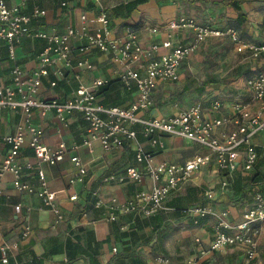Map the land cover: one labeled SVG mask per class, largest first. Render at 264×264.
Instances as JSON below:
<instances>
[{
  "label": "built area",
  "instance_id": "obj_1",
  "mask_svg": "<svg viewBox=\"0 0 264 264\" xmlns=\"http://www.w3.org/2000/svg\"><path fill=\"white\" fill-rule=\"evenodd\" d=\"M45 1L22 0L12 4L10 0H0V60L5 51L7 60L13 63L10 82L0 84V113L10 110L22 118L15 132L4 137L9 151L0 158V182L12 176L15 190L36 194L43 199L55 216L52 228L57 229L65 216L58 203V193L48 186L44 165L54 166L70 151L78 152L81 147H87L92 152L93 144L98 142L106 152L132 145L136 162V165L123 170L104 174L100 177L99 186L91 191L94 209L102 212V219L108 223L116 222L123 215L152 218L176 212L175 208L168 206L169 198L194 181L202 170L212 166L220 173L221 189L233 194L232 185L236 176L248 175L258 161L259 149L253 140L264 131V43L244 40L235 28H220L211 19L201 22L181 14L148 27L150 34L163 33L164 37L161 42L145 46L140 29L136 27L127 26L121 35L114 32L110 13L103 6L104 0H93L98 8L95 27L91 26L89 14L84 12L77 25L68 26L64 31L57 28L47 31L37 28L48 16V10L43 7ZM55 1L60 9L66 10L73 0ZM112 1L116 6L129 3V0ZM182 30L193 32L190 44L175 39V33ZM222 37L229 38L238 53H248L262 69L246 81L251 100L232 101L230 105L221 99H212L208 104L199 100L180 108L174 115H148L155 107L154 93L157 88L162 84L178 82L182 66L200 46L207 40ZM37 39L43 40L45 47L37 55L36 67L27 70L18 63V50L25 40ZM94 51L107 55L114 68L109 78L88 84L83 82L82 77L91 68L90 54ZM77 56L81 57L77 59ZM68 73L78 81L72 97L63 101L41 98L45 80H48L50 88H56L68 78ZM115 81L134 95L135 101L130 106H107L100 100V88ZM34 112L42 117L55 112L58 120L66 125L71 115L80 114L87 125L83 144H74L70 148L64 142L56 147L46 145L44 130L34 124ZM140 137L146 140V145L140 142ZM166 137L190 141L206 152L196 154L182 164L158 161L157 152L165 149ZM24 149L32 150L34 162H22ZM70 160L77 168L70 183L85 185L87 165L78 155L71 156ZM27 172H34L39 177V189L24 181ZM130 184L137 189L125 200L112 197L105 201L100 195L104 186ZM254 191L252 203L243 211L240 221H232L229 210L217 211L210 203L183 211L196 228L203 221L211 220L213 237L208 249H202L184 264H209L210 258L231 247L242 250L243 264H258L264 228V194L260 189ZM206 196L209 202L215 201L213 191ZM70 200H78V195H72ZM16 209L21 210L22 205L16 206ZM31 209L27 208L28 211ZM96 222L92 221L93 224ZM32 232L31 224L27 223L21 238L28 239ZM18 249V242L1 244L2 262L8 264L10 254ZM114 253H117V248ZM154 264L173 262L170 257L160 254L155 257Z\"/></svg>",
  "mask_w": 264,
  "mask_h": 264
},
{
  "label": "crops",
  "instance_id": "obj_2",
  "mask_svg": "<svg viewBox=\"0 0 264 264\" xmlns=\"http://www.w3.org/2000/svg\"><path fill=\"white\" fill-rule=\"evenodd\" d=\"M21 1L22 0H10V3L14 4ZM131 1L134 0H129V3ZM181 2L178 0H151L147 4L141 5L138 10L132 14L131 18L127 20L122 18L117 19L112 14L113 8L118 7L112 0H104L103 6L108 9L110 13L111 24L117 35L123 34L127 26H137V28L140 29L141 41L145 46H149L154 42H161L164 37L163 33L160 35L150 34L147 30L148 27L157 26L163 23V21L177 15L184 14L192 16L201 22L211 19L216 26L225 28L227 25L225 24L224 17H227V15L229 18H237L239 11L240 14H246L248 13L246 12L247 10H253L252 6L248 7L247 4V7H244L241 2L236 0H183ZM43 7L48 10V16L38 24L37 28L39 29L50 31L53 28H57L59 31H64L68 26L77 25L80 21V15L84 12L89 14L91 26H96L95 18L98 8L93 0H73L71 7L66 10L60 9L55 0H47L43 2ZM185 7L188 13L179 10V8L183 10ZM238 7L240 10H237ZM241 8L244 12H241ZM248 18L250 17L247 15L248 22L245 25V31L248 33L249 42L264 43V26H257L256 28L252 26L248 27L247 25L250 24ZM193 35V32L189 30L177 31L175 33V39L184 44H190L193 40ZM44 45L45 42L43 40H25L18 50V63L27 70H33L37 65V55L42 51ZM76 45H78V43H76ZM163 52L165 51L163 50ZM90 56L92 60L91 68L83 75V82L91 84L97 79L109 78L114 68L111 59L99 51L92 52ZM80 57L81 56H77V59ZM12 65L13 63L7 59H5V61H0V84H7L10 82ZM256 65V68H258L257 71L262 70L257 63ZM183 66L181 68V75ZM67 77L68 78L61 82L56 88H50L48 80H45V89L41 93V98L46 100L52 98L63 101L72 97V94L78 86V81L72 74L68 73ZM172 84L174 83L162 84L157 88L154 93L155 107L148 112V115L162 117L174 115L178 112L180 109L178 106L174 109V113H170L169 110L166 112L164 109L162 110L159 108L160 104L166 103L167 97L165 93L168 92L169 86ZM113 88L112 96L109 98L110 103L115 100L125 99L120 106H130L131 103L135 101L134 95L124 90L119 82H117ZM246 89H248V87ZM222 90H226V87H222ZM247 91H249V94L242 97V101L247 102L248 96L251 100V91L249 89ZM239 94V92L235 94L226 93L221 94L222 96L218 95L217 97L205 95L195 102L200 100L208 104L212 99H221L226 105H230L232 101H239L236 99V96H239ZM100 100L103 101V98H100ZM256 106L257 105L254 107L255 109L257 108ZM226 113L228 114L229 110L226 109ZM21 121L22 118L19 114L10 110L1 111L0 158L5 157L9 151V146L4 142V137L14 133L16 126H18ZM33 121L34 124L36 123L44 130V143L48 146L56 147L61 142L67 143L69 148L74 144L82 145L87 135V125L82 116L78 113L69 117L67 125L62 124L58 120L55 112H50L46 117H42L38 112H34ZM139 139L140 142L145 145L147 144L144 138L140 137ZM175 141L188 144V148L197 151L195 155L206 152L205 149L200 146L198 147V145L190 141L166 137L165 149L157 152L158 161L167 160L181 163L176 159H169L166 156V154L170 152L168 150L169 144ZM253 143L260 149L259 151H261L260 153L263 155L264 131L254 138ZM172 151H177V148L172 149ZM73 155L81 157L88 167V176L86 177L85 185L81 182L74 185L70 183L71 178L77 173V168L70 160V157ZM195 155L193 154L185 158L183 162L191 159ZM21 160L24 163L34 162L35 158L32 150L24 149L22 151ZM133 165H136V162L134 147L132 145L128 144L122 149L106 152L98 142L93 144L92 152H90L87 147H81L78 152L70 151L54 166L48 164L44 165L48 186L50 190L58 193V203L65 216V220L57 229L52 228L55 216L50 208L45 205L43 199L39 198L36 194L18 192L13 187L12 176H7L0 182V190L2 191V194H0V245L4 242L19 243V249L13 254H10L8 264H92L91 260L95 261L94 264H141L142 261L145 264H154L155 257L160 254L170 257L166 252H158L156 256L150 259L146 257V254L150 255L155 245H161L157 242V234L163 229L165 223H173L176 230V221L179 222V224L183 223L179 221V216L176 212L160 215L158 219L153 220V224L149 227L138 230L137 236L134 238L129 237L121 240L120 233L126 232L131 224H135L137 219L147 220L150 218H135L132 215H123L120 216L116 222L108 223L102 219V212L95 210L93 207L91 191L99 186L100 177L110 171L123 170ZM209 169L211 168L202 170L198 175L208 172L211 176L213 173L212 170L214 169ZM239 175L243 176L242 174H238L236 176L237 181ZM215 178H218V176L213 175L212 181H215L213 180ZM216 180L217 182L214 185H219V178ZM24 181L32 184L36 189L40 188L39 177L34 172H27L24 176ZM245 183L246 182L243 181L241 187H244ZM135 189H137V187L133 184L104 186L100 195L105 201L112 197L125 200L132 196ZM255 189H260L264 193V185H256ZM207 193L199 203L191 205V207L210 203L217 211L229 210L230 219L232 221L241 220L243 211L251 205L253 199V196L248 190L245 196H242V194L234 196L232 191L220 189L218 191H213L215 194V201L209 202L206 196ZM72 195H78V200L71 201L70 197ZM18 205H22L21 210L16 209ZM168 206L175 209L182 208L179 198L174 200L170 197ZM27 208L32 209L28 211ZM84 214H87V216H84ZM170 215H176L177 218L175 220H170L168 219ZM93 220L97 222L93 224ZM189 222L194 230L187 234L189 237L185 246L183 247V245H181L179 248H186L189 250V245L195 240L196 251L186 256L183 261L178 263L170 257L173 264H184L187 259L198 255L202 249H208L212 242L211 220L203 221L199 228L194 227L190 219ZM27 223L31 224L33 232L28 239L23 240L21 238V233ZM197 240L200 241L197 242ZM115 248H117V253H114ZM133 249L140 253L142 259H121L119 257L126 250L129 251ZM162 249V251H165L163 247ZM235 249L240 250L236 247L227 248L223 252L217 253L214 257L210 258L208 263L224 264L222 263V261H224L226 264H241L243 262L240 257L242 253L239 254V251L236 252L237 254L234 252V256L232 254L227 260L229 257L226 255L227 252L235 251ZM0 264H4L2 262L1 253ZM258 264H264V228L260 239Z\"/></svg>",
  "mask_w": 264,
  "mask_h": 264
},
{
  "label": "rangeland",
  "instance_id": "obj_3",
  "mask_svg": "<svg viewBox=\"0 0 264 264\" xmlns=\"http://www.w3.org/2000/svg\"><path fill=\"white\" fill-rule=\"evenodd\" d=\"M178 1L181 2L183 0ZM236 1L241 2L244 7H247V4L248 7H253V10L246 11L248 12L246 14L250 17L248 18L250 23L247 25L248 27L252 26L256 28L257 26H264V0ZM185 9L186 7L183 8V10L179 8L180 11L188 13ZM241 12H244L242 11V8ZM224 18L226 25L236 19L235 17L229 18L228 15ZM245 34L244 38L247 41H250L247 35L248 33ZM256 66V62L252 60L249 54L238 53L234 44L229 39L222 37L207 40L183 66V72L180 80L169 86L168 92L165 93L167 97V104L162 103L158 106L166 112L169 110L170 113H174V109L177 108V106L178 108H181L186 105H190L205 95L217 97L221 94H235L238 92L240 94L239 96H236V99L241 102L242 97L249 94V91H247L248 89H246V81L250 76L257 72L258 68H256ZM224 86L226 87V90H222V87ZM201 89H204V91L200 92L199 90ZM247 99L248 101L250 100L249 96ZM175 148H177V151L173 152L172 149ZM168 150L170 152L166 154L167 158L176 159L181 163L185 158H188L193 154L195 155L197 152L196 150L188 148V144L181 143L180 141H175L169 144ZM214 168L215 166H212L211 169ZM212 172L211 176L208 172H204L203 174L198 175V177L196 176L194 181L189 182L181 189V191L179 190L173 194L171 199L177 200L179 198L182 209H188L191 208V205L199 203L202 198L205 197L207 192L220 190L221 188L218 184L214 185L217 182L216 179L219 177L213 179L215 181H212L213 175L220 176V173L215 169L212 170ZM243 176H247V174ZM176 218V215H170V218L168 219L175 220ZM176 227L177 230L167 237L165 244L163 245L165 251H162L163 249L161 245H155L153 252L150 255L146 254L147 258H153L158 252H166L175 260L176 263H178L183 261L186 256L196 251L195 240L190 244L191 246L189 245V250L186 248H179L181 245H183V247L185 246L189 237L187 234L194 230L190 222L185 221L179 224V222L176 221ZM237 251H239V254L242 253L240 257L243 260L244 257L241 249H235V251L227 252L226 255L229 256L227 260L230 256H232V254L234 256V252L237 254ZM243 262L241 264H243ZM222 263L226 264L224 261H222Z\"/></svg>",
  "mask_w": 264,
  "mask_h": 264
},
{
  "label": "trees",
  "instance_id": "obj_4",
  "mask_svg": "<svg viewBox=\"0 0 264 264\" xmlns=\"http://www.w3.org/2000/svg\"><path fill=\"white\" fill-rule=\"evenodd\" d=\"M150 1L151 0H134V1H131L127 5L118 6V7L113 8L112 14L117 19H121V18L126 19V20L130 19L132 14L134 12H136L141 5L147 4ZM237 6H239V5H237ZM237 10H240V8L238 7ZM247 22H248L247 15L242 13V14H239L235 20L231 21L224 29H227L230 27L235 28L238 32H240L241 37L244 40H246L244 38V35H246L245 33H247V32H245V25ZM135 27L137 28V26H135ZM227 39H229V38H227ZM44 47H45V45H44ZM5 59H8V57H7V52L4 51L3 58L0 61H5ZM116 83H117L116 81L111 82L110 84L100 88V90L98 92V96L100 98H103L102 103H104L107 106H120L125 100V99L124 100L119 99V100L113 101L112 103L109 102V98L112 96V92L114 90L113 86L116 85ZM199 91L202 92V91H204V89H201ZM257 149H259V148H257ZM259 150H258V155H259L258 161H257L254 169L246 177L239 175L238 181L235 180L234 184L232 185L234 196L239 195V194H242V196H245L247 190L253 196L254 192H255L254 191L255 186L256 185H264V154L261 155V153H260L261 151H259ZM243 181L246 183H245L244 187H241V183ZM261 192L263 193L262 190H261ZM184 210H186V209H182V208L176 209V213L179 216L180 222L189 221V216L187 214L183 213ZM159 216L160 215H158L157 217L156 216L152 217V218L147 219V220H138L137 219L135 224H131L130 228L126 232L120 233V239L122 240L123 238H129V237L134 238L135 236H137L138 230H140L144 227H146V228L149 227L151 224H153V220L158 219ZM174 231H176V228L174 227L173 223H165V225L163 226V229L161 231H159V233L157 234L158 235L157 242H159L161 244V246L164 245L167 237L171 233H173ZM119 257L121 259H128V258L142 259L140 253L136 252L135 249L129 250V251L126 250ZM91 261H92V264L95 263L94 260H91ZM96 264H99V263H96ZM141 264H145V263H143V261H142Z\"/></svg>",
  "mask_w": 264,
  "mask_h": 264
}]
</instances>
